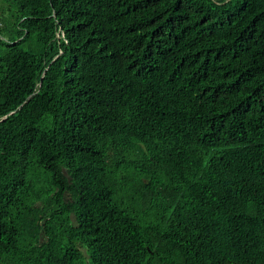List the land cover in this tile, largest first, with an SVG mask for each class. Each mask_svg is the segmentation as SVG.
I'll return each mask as SVG.
<instances>
[{
  "label": "trees",
  "instance_id": "1",
  "mask_svg": "<svg viewBox=\"0 0 264 264\" xmlns=\"http://www.w3.org/2000/svg\"><path fill=\"white\" fill-rule=\"evenodd\" d=\"M0 264H264V0H0Z\"/></svg>",
  "mask_w": 264,
  "mask_h": 264
},
{
  "label": "water",
  "instance_id": "2",
  "mask_svg": "<svg viewBox=\"0 0 264 264\" xmlns=\"http://www.w3.org/2000/svg\"><path fill=\"white\" fill-rule=\"evenodd\" d=\"M61 32L63 33V31L61 30ZM41 85V84H40ZM29 99H30V97H29ZM9 117V115L8 116H6L3 120H6L7 118ZM2 120V121H3Z\"/></svg>",
  "mask_w": 264,
  "mask_h": 264
}]
</instances>
